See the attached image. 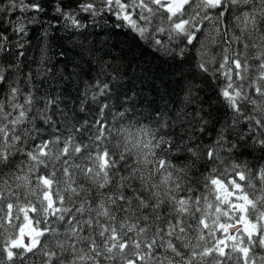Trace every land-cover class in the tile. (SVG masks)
Returning a JSON list of instances; mask_svg holds the SVG:
<instances>
[{"label": "clouds", "instance_id": "clouds-1", "mask_svg": "<svg viewBox=\"0 0 264 264\" xmlns=\"http://www.w3.org/2000/svg\"><path fill=\"white\" fill-rule=\"evenodd\" d=\"M0 264H264V0H0Z\"/></svg>", "mask_w": 264, "mask_h": 264}, {"label": "snow or ice", "instance_id": "snow-or-ice-1", "mask_svg": "<svg viewBox=\"0 0 264 264\" xmlns=\"http://www.w3.org/2000/svg\"><path fill=\"white\" fill-rule=\"evenodd\" d=\"M224 233H225V239H219L216 242V247L212 250H206L205 251V255L209 254V251H212L215 253V255L217 257H227L228 254V240L231 239L230 236H228V229L225 227L223 229ZM241 251L244 253L245 256H247V249H241ZM12 254L9 253V256H11Z\"/></svg>", "mask_w": 264, "mask_h": 264}]
</instances>
